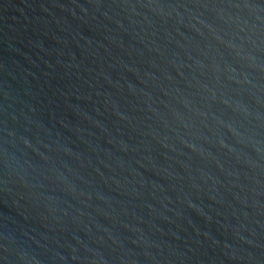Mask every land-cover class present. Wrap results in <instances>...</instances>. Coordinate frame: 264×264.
I'll return each mask as SVG.
<instances>
[{
  "label": "water",
  "instance_id": "95a60500",
  "mask_svg": "<svg viewBox=\"0 0 264 264\" xmlns=\"http://www.w3.org/2000/svg\"><path fill=\"white\" fill-rule=\"evenodd\" d=\"M0 264H264V0H0Z\"/></svg>",
  "mask_w": 264,
  "mask_h": 264
}]
</instances>
